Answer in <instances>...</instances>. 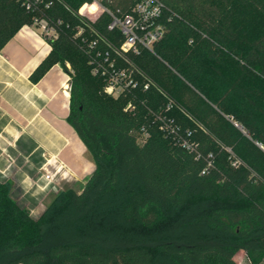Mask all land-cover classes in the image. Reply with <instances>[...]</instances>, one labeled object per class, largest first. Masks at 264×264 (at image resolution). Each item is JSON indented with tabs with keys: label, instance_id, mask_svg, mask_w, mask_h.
Masks as SVG:
<instances>
[{
	"label": "trees",
	"instance_id": "obj_1",
	"mask_svg": "<svg viewBox=\"0 0 264 264\" xmlns=\"http://www.w3.org/2000/svg\"><path fill=\"white\" fill-rule=\"evenodd\" d=\"M26 1L0 0V49L35 18L55 27L30 79L57 63L70 74L68 122L95 169L80 192L60 190L37 218L0 180V264H239L240 250L260 264L264 0H159L165 35L153 51L130 55L153 84L119 97L104 90L76 36L81 27L96 36L79 14L90 0ZM138 1L102 2L125 15ZM110 20L103 12L90 25L117 45ZM157 114L191 147L160 129Z\"/></svg>",
	"mask_w": 264,
	"mask_h": 264
},
{
	"label": "crops",
	"instance_id": "obj_2",
	"mask_svg": "<svg viewBox=\"0 0 264 264\" xmlns=\"http://www.w3.org/2000/svg\"><path fill=\"white\" fill-rule=\"evenodd\" d=\"M50 50L32 24L0 49V180L11 184L18 203L36 209L34 218L60 190L80 192L95 169L92 154L68 122L70 74L57 63L39 81L30 79ZM45 172L53 174L51 181Z\"/></svg>",
	"mask_w": 264,
	"mask_h": 264
},
{
	"label": "built area",
	"instance_id": "obj_3",
	"mask_svg": "<svg viewBox=\"0 0 264 264\" xmlns=\"http://www.w3.org/2000/svg\"><path fill=\"white\" fill-rule=\"evenodd\" d=\"M39 0L26 1V6L30 8ZM103 0H90L79 9V14L92 21L100 13L106 12L111 16L108 23L110 30H118L122 36L120 43L113 44L105 36L98 34L90 25L95 37L90 38L83 35L84 28L81 27L76 36L81 37L83 47L92 53V72L105 78L104 90L114 96L119 97L130 93L133 89L143 87L147 89L153 82L131 60V54L140 53L141 49L147 48L153 51L154 44L165 35V25L161 21L163 5L159 0H140L132 8L131 12L125 15H118L106 7ZM50 4L47 3L48 7ZM95 5L93 9L90 6ZM32 25L39 27L40 34L45 38H56L58 33L54 26L48 24L45 19L35 18ZM103 42L110 49H101L99 45ZM103 47V46H101ZM144 79H140V77ZM135 105L128 102L127 109H133ZM170 107L168 104L167 108ZM156 119L160 122V129L168 135H172L176 142L183 147L190 148L191 145L182 134L178 133V128L174 121L165 114H157ZM148 133H144L147 137ZM43 176L47 180L53 179V174L45 172Z\"/></svg>",
	"mask_w": 264,
	"mask_h": 264
},
{
	"label": "rangeland",
	"instance_id": "obj_4",
	"mask_svg": "<svg viewBox=\"0 0 264 264\" xmlns=\"http://www.w3.org/2000/svg\"><path fill=\"white\" fill-rule=\"evenodd\" d=\"M50 203V202H49ZM22 206L26 207V208H32V205L26 204V203H20ZM30 210V209H29ZM36 209H33V211H30L31 215H36ZM34 217V216H33ZM235 260L239 263V264H250L249 259L247 257V255L245 254V251L241 250L239 251L236 256H235Z\"/></svg>",
	"mask_w": 264,
	"mask_h": 264
}]
</instances>
